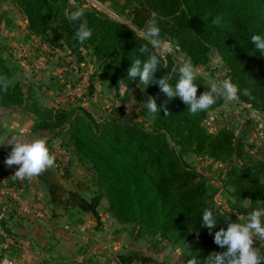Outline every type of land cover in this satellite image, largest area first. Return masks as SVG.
<instances>
[{
  "label": "trees",
  "instance_id": "1",
  "mask_svg": "<svg viewBox=\"0 0 264 264\" xmlns=\"http://www.w3.org/2000/svg\"><path fill=\"white\" fill-rule=\"evenodd\" d=\"M99 1L106 4L112 0ZM13 2L26 16L30 33L46 42L50 41L47 38L51 29L49 18L60 13L59 28L72 42L70 45L74 44L76 49L92 45L94 55L101 62L102 82H107L108 87L117 92L120 91L119 80L126 78L131 58L137 55L135 49L147 43L137 31L103 10L86 6L84 18L92 27L93 36L82 44L75 38V28L62 13L75 8L67 9L68 0ZM111 6L115 8L113 3ZM127 6L137 28H144L155 15L162 37L175 40L193 65L206 64L210 60V50L216 49L229 69L228 78L251 89V99L243 95L239 99L254 110L264 112V56L259 55L250 42L253 33H264V0H127ZM216 16L223 18L221 26L212 23ZM161 63L163 67L156 72V78L167 74L174 85L178 73L173 72V68L178 69L180 65H176L170 55L166 59L162 57ZM12 72L0 48V105L6 108L26 105L37 117L34 131H61L68 127L81 163L96 171L94 179L109 199V210L121 222L136 223V238L146 233L170 237L174 246H182L185 253L224 250L213 242L214 237L207 228L200 227L203 209L209 202H217V189L205 175L183 160L189 151L207 149L218 156L226 151L231 156L249 157L244 148L246 142L234 131L223 128L217 133H209L201 125L209 111L221 105L222 100L207 111L193 115L188 113L187 105L174 98L166 104L167 114L163 110L160 115L156 113V126L153 131H148L127 115L96 124L84 110L43 106L33 97L29 99L32 95H27L21 84L10 82ZM137 82H129V89ZM197 82L201 83L199 95L207 87L201 77ZM147 94L155 97L158 105L167 101L155 84L148 86ZM57 170L50 167L37 175L46 188L54 214L58 215L61 210L72 216L73 210L77 209L99 219L102 193L89 200L79 191L65 188ZM232 184L236 188L235 195L250 202L236 208L237 214L247 218L253 208L264 204V160L242 165ZM237 219L235 214L224 213L221 224L213 232L220 227L226 228ZM119 260L124 264H151L152 258L134 251L121 255Z\"/></svg>",
  "mask_w": 264,
  "mask_h": 264
},
{
  "label": "rangeland",
  "instance_id": "2",
  "mask_svg": "<svg viewBox=\"0 0 264 264\" xmlns=\"http://www.w3.org/2000/svg\"><path fill=\"white\" fill-rule=\"evenodd\" d=\"M111 3H113L115 8L111 6ZM126 5L127 0H112L106 4L101 3L99 0H73L68 2L67 9L76 6L97 7L106 12L111 18L134 29L139 35L144 37L141 34L144 28H137L133 25L130 9L128 6L126 7ZM65 12L66 10L62 13L65 14ZM60 18V13L54 14L49 18L51 29L47 38L50 40L49 42L51 45L57 47L62 52L61 57L63 58L64 65H66L65 67L67 70H70L69 66H71V64H77L83 72L89 74L90 79L88 87L85 91L83 89L77 91L79 95H75L76 93H73V91L68 92L69 94L66 98L69 97L68 100H71L69 103L71 105L70 108L79 111H86L92 116L93 121L96 124L105 123L106 120L120 119L121 116L127 115L131 121H137L145 130L153 131L156 126L155 120L157 115L156 113L149 114L146 108L143 107L148 98V87L146 88L144 85H139V82H137L133 83L128 92L127 90H123V94H120L114 88L111 90V88L108 87V83L105 82L103 83L104 85H102L101 90L95 92L93 80L99 78L102 79L100 76L102 68L99 66L101 62L97 59L96 55H94L92 45H82L79 49L74 48V44L73 46L70 45L72 42H70L69 38H67L65 32L59 28L61 24ZM167 41L170 42V48L168 51L159 52L158 54L160 56L166 59L167 56L170 55L176 65H181L182 62H190L189 57H187L184 52L180 50L177 51L175 47L177 45L175 40L168 38ZM209 55L210 60L206 64L194 65L199 72V77L204 80L206 87H208L207 85L210 80H223L228 78L229 73L226 63L216 49L212 48ZM72 74L74 73L72 72ZM75 77L77 79L79 78V75H75ZM79 84L80 82L77 85ZM262 122H264V112L254 110L249 104L241 101L239 97L237 100L231 102H224L222 100L221 105L209 111L206 119L203 120L201 125L209 133H217L223 128L234 131L236 136L243 138L246 142L244 148L249 157L246 155L242 157L231 156L230 154H227L226 151H224L220 156L217 154L213 155V151L210 149L203 151H189L183 156V160L191 168H194L205 175L209 183L217 189L216 200L217 202H223L221 207L225 211V214H235L238 218H240L241 222H243L246 217L237 214V205H249L250 202L248 199L241 200L237 197V195H235L236 188L232 184V180L235 176H238L239 169L242 165L255 163L260 159L264 160V155L261 152L252 153L255 149H252L251 147L254 143L255 126ZM171 143L174 147H176L172 140ZM177 148L180 149V146H177ZM250 150L252 151L250 152ZM72 152L73 151L66 150V157H72L74 155V157L76 156L79 162H81L75 151L73 153ZM215 152L219 153V149H216ZM52 167L58 169L57 174L59 176L60 183L65 188L79 191L89 200L92 199L94 195H100L102 193L98 207L99 214L100 217H103V222L107 223L109 227L111 226V236H113V239H116V241H122V243L120 242L121 246H119L118 249L120 254L123 255L138 250L141 251L140 253L148 255L152 258V260L149 261L151 264H187V261L193 256L199 260L210 254L205 250L197 254L185 253L182 246H174L175 243L172 238H164L160 234L152 235L146 233L143 234L142 237L136 238V231L134 230L135 227L136 229L138 228L136 223L121 222L109 210V199L105 195L104 189L101 188L98 181L94 179L96 173L94 169H89L84 165L78 166L79 168L77 166H73L71 168H74L76 172L71 173V175L68 176L70 178L67 180L64 177L61 178V175H66V172H71L66 168V166L61 165L60 168H57V166ZM73 176L77 177L75 179L76 181H72V179H74ZM18 194H20L18 198L10 196L11 198L9 201L3 202V208L0 210V214L3 213L4 215L3 219L0 221V225L4 222L7 215L10 216L12 212L20 219L24 218V215H27L28 206L26 201L23 199L20 191H18ZM23 206L26 207V210L23 209ZM75 211H77V209H75ZM61 213L68 215L67 213H64V211H61ZM77 213H74L72 217H69L72 222H68L67 228L69 232L78 231L80 234L88 235L89 229H87L85 224L80 223V214L78 213V215H76ZM18 217L15 218L18 219ZM9 234H0V241L5 240L4 245H2V247L0 246V264H11L12 262L9 261L10 257L17 253L16 249L14 247L12 248L13 244L10 242L8 243L7 237ZM10 239L11 237H9V241H11ZM99 239L100 241L98 242L102 243L101 240L103 237L101 234ZM83 241H86V239L84 238ZM254 241V247L260 250L262 257V243L264 241L255 240V238ZM89 252L93 253V250L90 249ZM92 256H87L83 263L102 264L101 262H97V260L93 259ZM260 264H262V259Z\"/></svg>",
  "mask_w": 264,
  "mask_h": 264
},
{
  "label": "crops",
  "instance_id": "3",
  "mask_svg": "<svg viewBox=\"0 0 264 264\" xmlns=\"http://www.w3.org/2000/svg\"><path fill=\"white\" fill-rule=\"evenodd\" d=\"M0 47L2 56L13 69L10 82L21 84L24 91L32 95L29 99L33 97L43 106L70 109L71 100L66 96L69 91L77 92L78 81L75 75L65 67L60 49L30 33L26 16L13 0H0ZM22 52L24 57L20 58ZM38 61L42 63L40 67L35 65ZM103 83L100 78L93 80L94 91H100ZM123 90L126 91V88L120 89L119 93L123 94ZM36 121L35 113L26 105L10 108L0 105V210L3 202L9 201L11 193L16 191L22 193L28 206L24 218L20 219L12 212L0 225V234L10 233L6 236L8 243H12V248L17 251L9 261L11 264H78L93 255L92 258L102 264H124L120 262L122 254L118 252L122 241L113 239L111 226L103 222V217L97 219L91 213L73 210V213L80 214V223L86 225L89 234L69 232L67 224L72 222L69 218L72 216L64 215L60 210L58 215L54 214L48 203L46 188L38 176L16 177L15 172L19 166L4 163L13 147L8 142L12 137L22 136L29 142L37 138L48 140L50 150L56 157L54 164L59 168L61 165L66 166L71 171L66 172L67 176L61 175V178L68 180V176L76 172L71 167L83 166L76 156L65 155L66 150L75 151L68 127L61 131H34ZM73 178L72 181L77 177ZM100 234L103 237L102 243L98 242ZM84 238L86 241H83ZM4 243L5 240L0 241V246ZM90 249L93 253L89 252Z\"/></svg>",
  "mask_w": 264,
  "mask_h": 264
},
{
  "label": "clouds",
  "instance_id": "4",
  "mask_svg": "<svg viewBox=\"0 0 264 264\" xmlns=\"http://www.w3.org/2000/svg\"><path fill=\"white\" fill-rule=\"evenodd\" d=\"M69 22L75 28V38L84 43L93 36V29L84 18L86 9L75 7L70 12H65ZM222 17L216 16L212 23L221 26ZM146 39L144 43L135 49L137 55L131 58V65L127 69L126 78L119 80L118 89H128L131 81H138L139 85L146 88L149 85H157L159 91L166 97L167 101L159 105L155 97L149 96L143 107L149 114L158 113L163 110L167 114L166 104L174 98H179L190 114H198L207 111L218 100L231 102L238 99L240 95L252 98L251 89L241 87L240 83L231 78L223 80H210L207 90L198 95L199 72L191 62H182L178 69L173 68V72L178 73L175 84L170 83L171 76L164 75L157 79L155 74L162 68V57L159 52L168 51L170 42L161 35V27L158 19L153 15L149 19L141 33ZM250 42L254 44V50L259 55L264 56V33H253ZM177 51L180 46L177 44ZM143 90V89H142ZM14 140V142H12ZM13 145L10 154L4 163L8 166L18 165L15 172L16 177H33L54 165L55 155L50 150V145L46 138H37L31 142L23 139L22 136L13 138L8 142ZM223 202H209L203 209L200 217V227L207 228L213 235V242L224 249L220 252H212L207 257L197 260L195 256L187 261V264H260V250L254 247L255 240L264 241V204L252 209L247 218L241 222L240 218L228 223L227 227H220L213 232L217 225L221 224V218L225 211L221 207Z\"/></svg>",
  "mask_w": 264,
  "mask_h": 264
},
{
  "label": "built area",
  "instance_id": "5",
  "mask_svg": "<svg viewBox=\"0 0 264 264\" xmlns=\"http://www.w3.org/2000/svg\"><path fill=\"white\" fill-rule=\"evenodd\" d=\"M69 1H73V0H69ZM45 46L47 47V44H45ZM24 57L23 52L20 54V58ZM35 65L37 67H40L42 65V63L40 61H38V63H35ZM70 71H72L74 73V75H79V78H77L78 83L80 82V84L77 87L76 91L79 90H86L88 87V83H89V74L85 73L82 71V69L80 68L79 65L77 64H71V66H69ZM78 92H76L75 95H77ZM254 133H255V137H254V143L251 145L252 149H255V151L250 150V152L252 151V153L254 152H261L264 155V122L262 123H258L255 126L254 129ZM53 166H56L55 164ZM11 196H13L14 198H18L20 196V194H18V191L11 193ZM23 209L26 210V207L23 206ZM3 213L0 214V221L3 219Z\"/></svg>",
  "mask_w": 264,
  "mask_h": 264
}]
</instances>
